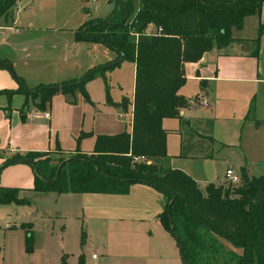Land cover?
<instances>
[{"label":"trees","instance_id":"obj_1","mask_svg":"<svg viewBox=\"0 0 264 264\" xmlns=\"http://www.w3.org/2000/svg\"><path fill=\"white\" fill-rule=\"evenodd\" d=\"M17 0H0V18L7 17ZM264 0H138L131 22H127L131 0H119L107 17L93 18L75 30L76 41H100L114 50L117 57L105 67H92L80 77L60 83L27 87L14 72L8 59L0 67L15 78L16 89H4L8 100L17 93L32 99L37 110H47L51 98L63 93L73 101L76 91L89 100L85 84L104 69L127 59L135 65L134 95L131 102H107L127 111L132 107L129 131L97 135L90 153L76 152L54 165L42 152L8 157L0 165L25 161L35 167L33 186L36 193H125L133 183L152 186L166 196L159 214L165 228L174 237L183 264H264V171L248 176L239 169V181L228 185L224 178L209 181L204 187L184 171L172 168L168 161L164 118H181L187 99L179 94L184 85L185 62H196L212 48L237 42L247 44L257 56L262 24L252 39L231 36L245 16L256 13ZM152 29H148V27ZM121 58V59H120ZM36 101V102H35ZM249 105L245 117L252 112ZM187 120H185V123ZM143 156L144 159H135ZM59 171L57 173V169ZM24 189L0 184L1 205H27L31 200ZM27 190V189H26ZM25 231L28 249L32 245V223L12 224ZM217 237L225 240L217 242ZM58 264H69L63 254ZM79 264H84L83 255Z\"/></svg>","mask_w":264,"mask_h":264},{"label":"rangeland","instance_id":"obj_2","mask_svg":"<svg viewBox=\"0 0 264 264\" xmlns=\"http://www.w3.org/2000/svg\"><path fill=\"white\" fill-rule=\"evenodd\" d=\"M118 5L119 0H19V11L15 10L14 24L21 29L16 31L12 28H0V59H10L13 64L15 61L20 65L24 61L35 64L37 61H60L73 57L80 60L89 50L97 57L98 54L93 51L99 48H105L115 54L114 50L100 41H76L75 30L93 18L107 17ZM14 7L15 5L11 13ZM137 8L138 0H131L127 22L132 21ZM259 11L260 8L249 17L248 20L252 21H247L240 35H256L257 28L255 32L251 23L259 18ZM92 44H98V49L92 50ZM132 63L124 59L117 65L104 69L109 88L114 87L113 90L130 95L133 85ZM104 65L106 63L95 67ZM10 76L12 77L11 74ZM190 88L191 85L186 87L187 90ZM11 99L12 97L9 101ZM29 104L30 99L22 106L23 112L27 113L30 108H25ZM188 112L198 118L204 115L212 118L210 135L213 141L202 136L205 149L211 156H200V147L196 150L199 155L197 157L177 156L179 138L171 134L167 138V145L168 151L174 154L171 160L172 168L184 171L198 180L201 186L210 180L224 177L227 168L232 169L234 173H239L240 167H246L247 172L254 176L260 173L264 167V118L255 122L235 117L218 118L210 115L204 106L198 103L192 104V109ZM11 121L12 117L9 118L0 112V146L5 141V133L9 132ZM19 122L28 125L30 121H20L19 118ZM194 129L188 130V137L192 140ZM199 130L207 133L204 128ZM188 137L185 136V139ZM14 155L25 154L14 153L8 157ZM57 162L58 160L51 159L50 164ZM10 173L12 170L0 168V180L2 176ZM136 186L138 185L131 184L125 193H121L124 196L119 198L128 201L133 199L135 194L139 195L140 191H137ZM160 193L163 197L156 201L153 210H148L147 213L131 211L118 217H111L117 214H113L109 209L103 211V215L101 213L106 207L105 200L110 195L92 192L84 195L48 192L42 196L38 193L39 197L34 199L31 216L28 217L33 220L31 248L26 246L24 229L0 228V264H55L62 253H67L69 264H79V258L85 250L87 264H90L88 256L92 250L110 252L111 264H183L174 237L159 217L166 199V196ZM12 206L14 207V204ZM109 214L110 217H105ZM217 242L224 244L226 248L228 246L227 242L219 237Z\"/></svg>","mask_w":264,"mask_h":264},{"label":"crops","instance_id":"obj_3","mask_svg":"<svg viewBox=\"0 0 264 264\" xmlns=\"http://www.w3.org/2000/svg\"><path fill=\"white\" fill-rule=\"evenodd\" d=\"M19 0L16 1L14 10L9 16L0 18V28H12L19 31L15 23L14 14L17 9ZM19 11V9H17ZM249 17L245 16L241 22V28L231 29V36L238 39H252V35H240V31L247 24ZM258 23L262 24V30L258 43L257 56H253L251 51L253 48L247 44V49H242L237 42L228 43L223 48H212L206 51L202 57L196 62H185L184 73L185 83L179 89L181 94L187 100L192 96L198 95L207 101L204 106L205 110L218 118H233L247 119L250 122H255L257 119L264 118V3L260 6L259 18L253 20L252 28L256 32ZM152 29V27H148ZM1 36V35H0ZM93 45V44H92ZM93 49H98V44L92 46ZM102 47V46H100ZM96 55L91 54V50L84 53V57L76 60L75 57L62 60H43L38 63H27L24 61L19 65L11 61L14 72L21 76L27 87H33L43 83H59L70 80L82 75L88 69L97 66L98 64L107 63L114 60L117 54L99 48L93 51ZM10 60V59H9ZM12 73L6 68L0 67V91L4 89H16L18 84L15 78L10 76ZM134 77L135 65L132 63V80L133 85L130 95H125L122 91L113 90L114 87H108L105 75L97 74L93 79L89 80L84 88L89 100H86L83 94L76 91L73 101L71 97L63 93H56L52 96L49 108L47 110H37L34 107V101L25 108L29 109L23 112L24 95L17 93L12 96L11 101L7 100V96L0 92V112L12 117L11 127L9 132L4 135V142L0 146V165L6 157L14 153L25 154L29 151L45 153L51 159L59 160L67 158L76 152L90 153L93 151L95 139L97 135L107 134L112 135L122 131H129L132 124V107L129 103L128 110L122 111L114 104L107 102V96L112 102L118 103L123 97H126L129 102L132 101L134 95ZM191 85L189 90L186 89ZM15 101V102H13ZM13 102V105L11 104ZM36 102V101H35ZM252 104L253 110L245 117L249 105ZM21 105V106H20ZM192 109V104L181 108L179 118H164L162 126L168 131L169 135H176L179 138V149L177 156L197 157L198 151L200 156L209 157L210 152L205 149V142L202 136L209 141H213L211 134L212 118L208 115L203 117H195L189 115V110ZM2 110V111H1ZM188 112V113H187ZM21 113L23 115L21 116ZM23 117V118H22ZM20 121L29 119V124H20ZM185 120L187 122L185 123ZM198 130L195 128L194 125ZM195 130L192 138L188 137V130ZM199 128H204L207 133H203ZM185 136L188 138L185 139ZM2 138V134L0 135ZM166 138V144H167ZM1 141V139H0ZM189 142V144H188ZM169 165L174 154L168 151ZM264 162V160H263ZM12 173L2 176L1 185L17 186L23 188L22 194H25L31 204L27 205H1L0 206V228H19L18 226L11 227L12 224L30 221L33 225L31 216V207L34 199L39 197L38 193L28 190L33 186L34 169L33 166L25 161H18L4 166ZM245 171L248 176H254ZM264 171V167L260 173ZM258 173V174H260ZM257 174V175H258ZM222 178L213 179L210 181L218 182ZM195 179V178H193ZM196 180V179H195ZM198 183L199 181L196 180ZM209 182V181H208ZM140 191L139 195L135 194L133 199L124 200V194L115 193H96L102 195H110L106 201V207L101 210L112 211L113 216H121L128 212L138 213L139 211L148 212L153 210L155 203L163 197L159 190L142 183H134ZM201 186V185H200ZM205 183L203 186L204 187ZM27 189V190H26ZM82 193L80 195H84ZM33 195V197H30ZM40 195L44 196L45 194ZM51 197V196H46ZM166 198V197H165ZM166 202V199H165ZM164 202V204H165ZM164 205L162 206V208ZM105 217H110L105 216ZM177 244V243H176ZM178 247V246H177ZM86 251V250H85ZM84 253V264H87L86 254ZM179 251V248H178ZM63 254L67 253H62ZM97 255V264H111L109 258L111 253H102L92 250L88 256L91 262V255ZM180 255V253H179ZM61 256L55 264H58ZM68 261V257H67ZM69 263V262H68Z\"/></svg>","mask_w":264,"mask_h":264},{"label":"built area","instance_id":"obj_4","mask_svg":"<svg viewBox=\"0 0 264 264\" xmlns=\"http://www.w3.org/2000/svg\"><path fill=\"white\" fill-rule=\"evenodd\" d=\"M187 102L189 104H195V103H199V104H203V105H207V101L203 98H201V96L195 95L192 96L191 98H189L187 100ZM135 159H144L143 156L140 157H136ZM224 181L228 184V185H235L238 183L239 181V173H234L232 171V169L227 168L226 172H225V176H224ZM90 264H97V255L96 254H92L91 255V262Z\"/></svg>","mask_w":264,"mask_h":264},{"label":"water","instance_id":"obj_5","mask_svg":"<svg viewBox=\"0 0 264 264\" xmlns=\"http://www.w3.org/2000/svg\"><path fill=\"white\" fill-rule=\"evenodd\" d=\"M121 59V58H120ZM101 67H105V66H101ZM23 118V117H22ZM33 166V165H32ZM33 169H34V171L36 170L35 169V167L33 166ZM58 171H59V167H58V169H57V173H58Z\"/></svg>","mask_w":264,"mask_h":264}]
</instances>
